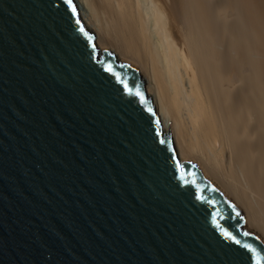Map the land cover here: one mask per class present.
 Listing matches in <instances>:
<instances>
[{"label":"water","instance_id":"obj_1","mask_svg":"<svg viewBox=\"0 0 264 264\" xmlns=\"http://www.w3.org/2000/svg\"><path fill=\"white\" fill-rule=\"evenodd\" d=\"M0 264H264L73 0H0Z\"/></svg>","mask_w":264,"mask_h":264},{"label":"bare ground","instance_id":"obj_2","mask_svg":"<svg viewBox=\"0 0 264 264\" xmlns=\"http://www.w3.org/2000/svg\"><path fill=\"white\" fill-rule=\"evenodd\" d=\"M100 50L134 68L179 160L264 246V0H73Z\"/></svg>","mask_w":264,"mask_h":264},{"label":"snow or ice","instance_id":"obj_3","mask_svg":"<svg viewBox=\"0 0 264 264\" xmlns=\"http://www.w3.org/2000/svg\"><path fill=\"white\" fill-rule=\"evenodd\" d=\"M73 11H75V9H73Z\"/></svg>","mask_w":264,"mask_h":264}]
</instances>
